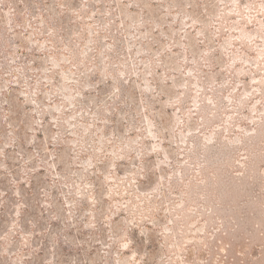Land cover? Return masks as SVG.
<instances>
[{
  "label": "rangeland",
  "instance_id": "obj_1",
  "mask_svg": "<svg viewBox=\"0 0 264 264\" xmlns=\"http://www.w3.org/2000/svg\"><path fill=\"white\" fill-rule=\"evenodd\" d=\"M5 103L0 264H264V0H0Z\"/></svg>",
  "mask_w": 264,
  "mask_h": 264
},
{
  "label": "trees",
  "instance_id": "obj_2",
  "mask_svg": "<svg viewBox=\"0 0 264 264\" xmlns=\"http://www.w3.org/2000/svg\"><path fill=\"white\" fill-rule=\"evenodd\" d=\"M4 6H6V3H5V5L3 4V7ZM25 14V13H24ZM41 18H43V19H45L46 20V18H45V14H41ZM19 19H22L23 20V16H20V18ZM38 20L36 19V22L35 23H38L37 22ZM35 23H29V26L31 27V28H33V27H35L34 25H36ZM3 110H8L7 109V105H6V103L5 104H2V107H1V109H0V114L3 112ZM14 119H16L17 121H20V119L19 118H14V117H11L10 118V120H14ZM10 122V121H9ZM12 127L14 128V125H12ZM20 127L21 126H16V130L15 129H13V133H12V135H15L16 137H17V134H18V132L20 131ZM12 142L14 143V145L15 146H19V143L16 141V139H14V136L12 137ZM17 144V145H16ZM5 165H8V162H5ZM6 205H2V213L4 214L5 212H6ZM2 213H0V214H2ZM0 216H2V215H0Z\"/></svg>",
  "mask_w": 264,
  "mask_h": 264
}]
</instances>
